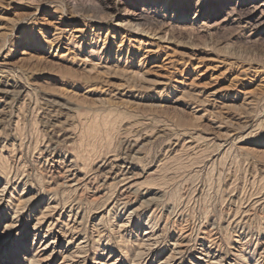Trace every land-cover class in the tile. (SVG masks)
I'll list each match as a JSON object with an SVG mask.
<instances>
[{
	"label": "rangeland",
	"instance_id": "rangeland-1",
	"mask_svg": "<svg viewBox=\"0 0 264 264\" xmlns=\"http://www.w3.org/2000/svg\"><path fill=\"white\" fill-rule=\"evenodd\" d=\"M42 245L264 264V0H0V264Z\"/></svg>",
	"mask_w": 264,
	"mask_h": 264
},
{
	"label": "bare ground",
	"instance_id": "bare-ground-1",
	"mask_svg": "<svg viewBox=\"0 0 264 264\" xmlns=\"http://www.w3.org/2000/svg\"><path fill=\"white\" fill-rule=\"evenodd\" d=\"M116 161V160H114ZM113 161V162H114ZM111 162V161H110ZM122 169L120 172L121 179H118L116 182L118 190H121L122 192H127L128 194H137L141 189L142 186L140 185V177L139 175L130 176L128 172L124 169V167H121ZM118 176V175H117ZM117 180V179H116ZM110 184V183H109ZM142 192V191H141ZM140 193V192H139ZM126 197V196H125ZM123 198V197H122ZM127 199V198H126ZM149 199V198H148ZM150 200H146L144 203L149 202ZM146 234V233H145ZM42 244V243H41ZM48 246L50 245H42L38 246L37 251L35 253V257L31 260L32 264H37L38 262H42L43 258H41L40 254H43L47 251ZM69 256H64V259L68 258Z\"/></svg>",
	"mask_w": 264,
	"mask_h": 264
}]
</instances>
